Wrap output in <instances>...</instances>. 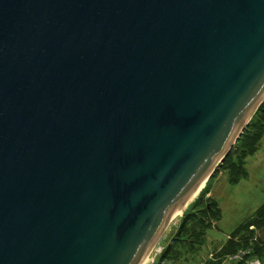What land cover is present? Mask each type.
<instances>
[{
	"label": "water",
	"instance_id": "water-1",
	"mask_svg": "<svg viewBox=\"0 0 264 264\" xmlns=\"http://www.w3.org/2000/svg\"><path fill=\"white\" fill-rule=\"evenodd\" d=\"M264 101V0H0V264H141Z\"/></svg>",
	"mask_w": 264,
	"mask_h": 264
},
{
	"label": "rangeland",
	"instance_id": "rangeland-1",
	"mask_svg": "<svg viewBox=\"0 0 264 264\" xmlns=\"http://www.w3.org/2000/svg\"><path fill=\"white\" fill-rule=\"evenodd\" d=\"M236 149L237 145L232 151ZM237 152L241 156L242 150ZM245 168L247 176L234 184L229 170L220 164L188 202L184 212L172 217L160 242L167 245L176 264H214L216 256L236 244L251 247L254 252L258 248L264 250V137L258 150L246 158ZM210 206L209 214L204 216L205 221L209 217L210 228L197 239L192 235L198 229L201 231L198 224L203 219L201 212ZM215 209L220 212V219L211 217ZM187 215L191 216L183 227ZM247 219L244 227L242 222ZM212 252L216 253L214 260L210 257Z\"/></svg>",
	"mask_w": 264,
	"mask_h": 264
},
{
	"label": "trees",
	"instance_id": "trees-1",
	"mask_svg": "<svg viewBox=\"0 0 264 264\" xmlns=\"http://www.w3.org/2000/svg\"><path fill=\"white\" fill-rule=\"evenodd\" d=\"M264 135V101L258 108L257 112L254 114L252 119L249 122L247 129L245 130L244 134L239 138V140L235 143L237 145V149L235 151H230L226 158L223 160L221 166L227 168L229 173L231 174V183H237L240 179L246 177V169H245V160L248 155H251L256 152L260 141ZM234 145V146H235ZM238 149L242 150L241 156L238 155ZM211 210L210 208H206L204 211L201 212V216L203 219L198 223L201 231H196L194 236L195 238L201 237V235H205L207 230L210 228L209 217L207 221H205L204 216L208 215ZM213 214L211 215L212 218H220V212L218 209L212 211ZM191 215H187L183 220V227L185 222L190 218ZM194 219H196L194 217ZM249 220V219H248ZM248 220L246 222H248ZM246 222L243 223L244 227L246 226ZM250 223V222H249ZM183 234H185L184 230L182 229ZM244 246L248 244L243 243ZM240 248L238 244L235 247L230 246L228 251H223L222 253H229L231 251H235L236 249ZM261 251V248L257 249Z\"/></svg>",
	"mask_w": 264,
	"mask_h": 264
},
{
	"label": "built area",
	"instance_id": "built-area-1",
	"mask_svg": "<svg viewBox=\"0 0 264 264\" xmlns=\"http://www.w3.org/2000/svg\"><path fill=\"white\" fill-rule=\"evenodd\" d=\"M161 248L157 247L153 250L150 257L147 259L145 264H156L157 256L160 253ZM246 251L239 250L236 253L227 255L222 264H236L238 261L244 260L246 256ZM162 264H171L169 261H164ZM245 264H261L260 262L254 259H246Z\"/></svg>",
	"mask_w": 264,
	"mask_h": 264
},
{
	"label": "bare ground",
	"instance_id": "bare-ground-1",
	"mask_svg": "<svg viewBox=\"0 0 264 264\" xmlns=\"http://www.w3.org/2000/svg\"><path fill=\"white\" fill-rule=\"evenodd\" d=\"M180 212H181V213H180ZM175 214H176V215H180V214H182V210L176 212ZM175 214H174V215H175ZM174 215H173V216H174ZM173 216H172V217H173Z\"/></svg>",
	"mask_w": 264,
	"mask_h": 264
}]
</instances>
